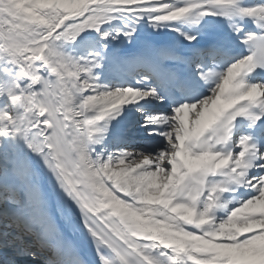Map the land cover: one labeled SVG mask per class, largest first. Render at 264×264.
<instances>
[{"label": "snow or ice", "instance_id": "obj_1", "mask_svg": "<svg viewBox=\"0 0 264 264\" xmlns=\"http://www.w3.org/2000/svg\"><path fill=\"white\" fill-rule=\"evenodd\" d=\"M0 264H264V0H0Z\"/></svg>", "mask_w": 264, "mask_h": 264}]
</instances>
